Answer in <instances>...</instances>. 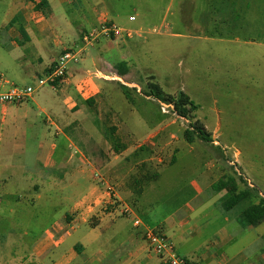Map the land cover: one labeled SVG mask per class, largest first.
<instances>
[{
    "label": "rangeland",
    "instance_id": "374dc122",
    "mask_svg": "<svg viewBox=\"0 0 264 264\" xmlns=\"http://www.w3.org/2000/svg\"><path fill=\"white\" fill-rule=\"evenodd\" d=\"M67 1L56 7L54 0H0V74L5 80L14 82L19 88H34L38 80L46 76L43 74L36 81L14 77L8 63L12 49L1 44L11 26L21 34L16 25L22 22L29 23V29L42 24L47 31L54 32L50 36L51 42L56 39L66 47L84 48L80 40L94 28H84V23L70 21L76 30L74 37H68L60 16L67 14L70 17L76 11L71 0ZM101 1V7L112 13L114 24L124 30L136 31L140 36L117 40L100 37L93 46L85 47L80 61L69 68L82 67V61L87 59L89 72L100 70L108 76L94 79L115 81V84H106L112 86L102 88L99 96L85 102V109L95 119L98 128L95 142L103 143L100 142L93 154L111 159L118 156L123 167L125 160L137 164L130 172V186L136 189L135 194L141 185L136 184L140 175L141 181L143 176L150 180L157 176L155 182L152 179L153 186H146L145 195L137 204L140 217L150 227H156L165 216L194 195L190 186L192 181L201 185L205 177H211L209 168L216 161L224 177L232 176L239 189L256 188L251 191L253 195L249 202H257L260 198L257 192L264 193V0H239L240 4L238 0ZM13 17L15 20L7 26ZM129 17L135 20L130 22ZM154 28H159L161 33H153ZM19 38L23 39L22 34ZM31 38L34 42L38 39ZM251 41L262 45H250ZM132 46L134 49L130 51ZM18 51L27 56L31 48L29 44L19 46L14 55ZM40 55L45 60V53L41 51ZM124 57L129 73L126 78L119 77L115 68ZM149 83L157 84L166 97L184 93L198 108L189 114L188 120L178 117L171 105L147 97ZM46 94L60 101L56 110L42 102L47 116L52 120L55 115L63 116L61 108H65L58 90L45 85L34 97ZM28 107L33 111L32 121L36 128L46 132V115L31 103ZM196 122L210 134L212 143L195 136L191 144L186 142L184 131ZM49 130L53 138L54 128ZM32 131L35 129H26L28 147L23 156L16 159L14 177L8 180V187L3 190L8 201L0 211L4 219L0 222V264H51L49 257L41 260L32 256V251L44 238L46 230H51L53 222L58 221L66 210L55 196L47 200L42 198L34 204L27 202L30 200L26 192L28 185L44 184L33 176L34 168H28L37 147ZM65 134L73 138L68 131ZM73 143L72 154L79 150L88 156L86 146L75 140ZM123 146L129 149L127 157L120 155ZM172 157L174 161L170 163ZM21 162L23 165L19 166ZM128 171L127 168L123 173L128 174ZM213 174L212 180L218 181L217 173ZM68 179L64 178L66 182ZM108 181V186L115 187L119 194V181L112 178ZM18 182L22 186L20 184L17 189ZM86 183L81 181L80 185ZM45 185L40 188L44 192L50 189ZM24 194L26 197L22 199ZM56 194L60 195V191ZM122 200L132 201L123 199V196ZM242 207L243 203L237 209ZM76 239L75 234L70 236L67 246Z\"/></svg>",
    "mask_w": 264,
    "mask_h": 264
},
{
    "label": "crops",
    "instance_id": "0c3cea01",
    "mask_svg": "<svg viewBox=\"0 0 264 264\" xmlns=\"http://www.w3.org/2000/svg\"><path fill=\"white\" fill-rule=\"evenodd\" d=\"M67 2L69 1L54 0L53 3L59 7ZM70 2L76 12L70 17L67 14L60 16L70 38L74 37L76 30L71 22L84 23V26L82 24L84 28L86 26L95 28L104 18L111 21L112 13L101 7L103 4L101 0ZM12 20L15 18L9 20L7 26ZM14 27H9L1 44L7 49H12L8 55L9 69L18 80L36 81L47 73L48 68L65 50L70 48L63 46L56 39L51 42L50 36L52 37L54 32L47 31L46 26L43 27L42 24L37 25L35 29H29V23L26 22L16 25L19 30H23V33L20 31L23 39L19 38L21 34ZM31 36L38 38L36 42L32 41ZM250 43V45H262L254 41ZM26 44L31 48L30 54L27 53L25 56L18 51V54L14 55L19 46ZM133 49V46L130 47V51ZM41 51L45 53V60L40 55ZM121 63L128 68L125 57L115 64V68ZM81 65L82 67L79 68H68L63 84L57 89L62 106L65 108H61L63 116L55 115V120H52L47 116L46 108L42 107L43 102L52 109H59L60 101L57 97L48 94L34 97V94L44 86L38 88L29 99L19 105L0 107V189L2 190L0 211L8 201V196L5 197L3 190L7 189L8 180L14 177L16 159H20L25 148L28 147L26 129H35L32 131L33 139H37L36 152L33 153V161L29 163L28 168H34L33 176L38 181L44 182L41 186L28 185L26 192L30 200L27 202L34 204L42 198L47 200L55 196L59 199V204L66 206L59 220L53 222L51 230H46L44 238L37 243L32 256L35 255L41 260L49 257L51 264H162L159 257L149 252L143 236V228H157L170 239L176 252L186 260L187 264H264V222L257 226H244L240 222L242 212L250 205L256 204L264 197V193L258 191L260 198L257 202L251 203L250 200H245L241 202L242 208L237 209L240 203L233 209L224 211L221 204L226 191L215 192L211 189L217 182L211 178L214 172L217 173L216 179L220 180L225 176L217 167V161L209 168L211 177L210 175L205 177L201 185L192 181L190 186L194 195L165 216L156 227H150L141 218L142 216L140 217L137 204L145 195L146 186H153L157 176L152 177L153 182L152 179L147 181V177L144 176L141 181L139 179L141 175L136 180L135 176L136 184L141 183L137 189L140 193L135 194L136 189L130 186V172L137 164L127 163L128 161L125 160L126 164L123 167L122 160L118 156L111 159L109 156L93 154L101 141L98 142L99 144L95 142V135L99 132L95 119L85 109V102L99 96L102 88L112 86L106 84H115L113 83L115 81L101 82L90 76L91 72L86 68L89 65L87 59H84ZM128 75L127 72L122 77L126 78ZM9 83L15 85L14 82ZM29 103L46 115L45 124L48 127L46 132L36 128L32 121L33 111L28 107ZM91 123L93 125H90ZM51 128H54L53 138L49 134ZM66 131L72 135V139L65 134ZM74 140L87 147L88 156L79 150L75 155L70 152L71 147H75ZM128 150L123 146L120 155L127 157ZM20 165H23L22 162L19 163ZM127 168L128 174H124L123 170ZM23 174L24 172L21 174L22 177ZM65 177L69 178L68 182L64 180ZM108 177L119 181L118 187L121 192L118 194L113 187L114 198L120 207H127L130 210L128 216L119 215L120 207L115 210L109 208V198L106 193L110 183ZM81 181H87L86 185H80ZM20 184L22 186V183L18 182L17 189ZM44 185L50 188L46 192L40 189L44 188ZM82 187L83 189L80 190ZM57 191H60V195L56 194ZM122 196L123 199L132 201L125 202ZM24 197L25 194L22 199H25ZM19 200L20 198L17 199ZM135 219L141 221L142 227L133 226ZM3 220L0 216V222ZM74 234L77 239L67 246V239ZM63 246H66L65 249L62 248Z\"/></svg>",
    "mask_w": 264,
    "mask_h": 264
},
{
    "label": "built area",
    "instance_id": "2783aa9c",
    "mask_svg": "<svg viewBox=\"0 0 264 264\" xmlns=\"http://www.w3.org/2000/svg\"><path fill=\"white\" fill-rule=\"evenodd\" d=\"M134 20V17L129 18L130 22H133ZM135 32H132L131 30H124L112 21L104 18L100 21L97 27L83 35L81 43L85 48L87 46H92L100 37L117 40L123 37L131 39L133 35L140 36L139 33ZM152 32L155 34L161 33L159 28H154ZM82 51L83 49H76L75 47L65 50L57 61L53 63L50 71L46 73L45 78L39 79L38 84L34 88H19L9 83L0 74V107L13 104L19 105L29 99L38 88L45 85L50 86L53 90H57L63 84L69 65L77 64L80 61ZM89 75L96 78L108 77L100 70H96ZM106 193L109 198L108 205L114 210L120 207V205H118L114 200V191L112 187L107 186ZM118 213L121 216H128L130 214V210L127 207H120ZM133 226L135 228H140L142 227V223L138 219H135L133 221ZM143 236L149 252L159 257L162 264H187L186 260L176 252L170 239L160 229L143 228Z\"/></svg>",
    "mask_w": 264,
    "mask_h": 264
},
{
    "label": "trees",
    "instance_id": "16d2710c",
    "mask_svg": "<svg viewBox=\"0 0 264 264\" xmlns=\"http://www.w3.org/2000/svg\"><path fill=\"white\" fill-rule=\"evenodd\" d=\"M20 31L23 33V30ZM116 70L119 77H122L127 73L124 63L118 64L116 66ZM122 87L127 89V87ZM148 89L149 95H147V97L152 96L159 102L162 101L171 105L173 113L185 120H188L190 118L189 114L198 108V106L195 105L194 102L182 92H179L175 97H166L164 96L160 87L155 83H149ZM193 136L206 143H212L210 134L205 131L204 127L198 125L197 122L191 124V127L184 131V139L187 143L191 144L193 142ZM173 161L174 158L172 157L170 163H173ZM153 178H156V175H154ZM146 180L149 181L150 178H146ZM211 189L215 192H220L222 190L226 191L225 198L221 204V207L224 211L233 209L235 206L245 200H250L253 195L251 191L256 190V188L251 187L239 189L236 180L232 176L223 177L213 184ZM137 193L139 194L140 191ZM240 222L244 226H257L264 222V197L260 198L256 204L250 205L242 212L240 215Z\"/></svg>",
    "mask_w": 264,
    "mask_h": 264
}]
</instances>
